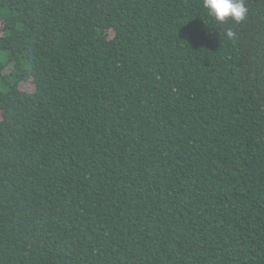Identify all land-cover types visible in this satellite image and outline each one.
I'll return each mask as SVG.
<instances>
[{
	"label": "trees",
	"instance_id": "trees-1",
	"mask_svg": "<svg viewBox=\"0 0 264 264\" xmlns=\"http://www.w3.org/2000/svg\"><path fill=\"white\" fill-rule=\"evenodd\" d=\"M245 7L0 0V264H264V0Z\"/></svg>",
	"mask_w": 264,
	"mask_h": 264
},
{
	"label": "clouds",
	"instance_id": "clouds-1",
	"mask_svg": "<svg viewBox=\"0 0 264 264\" xmlns=\"http://www.w3.org/2000/svg\"><path fill=\"white\" fill-rule=\"evenodd\" d=\"M203 7L208 10V15L219 24L227 20L235 24L243 22L247 15L245 0H203ZM228 36L233 33L229 31Z\"/></svg>",
	"mask_w": 264,
	"mask_h": 264
}]
</instances>
